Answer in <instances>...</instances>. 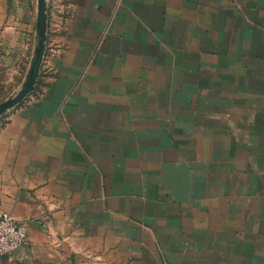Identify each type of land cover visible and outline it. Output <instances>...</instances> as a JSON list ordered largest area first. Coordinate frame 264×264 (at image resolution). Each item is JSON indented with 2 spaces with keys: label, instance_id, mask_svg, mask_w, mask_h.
I'll list each match as a JSON object with an SVG mask.
<instances>
[{
  "label": "crops",
  "instance_id": "1",
  "mask_svg": "<svg viewBox=\"0 0 264 264\" xmlns=\"http://www.w3.org/2000/svg\"><path fill=\"white\" fill-rule=\"evenodd\" d=\"M37 0H0V90ZM38 84L0 116V264H264V0H46Z\"/></svg>",
  "mask_w": 264,
  "mask_h": 264
},
{
  "label": "water",
  "instance_id": "2",
  "mask_svg": "<svg viewBox=\"0 0 264 264\" xmlns=\"http://www.w3.org/2000/svg\"><path fill=\"white\" fill-rule=\"evenodd\" d=\"M37 7L38 11L36 27L38 39L34 56L22 86L15 92L14 95L0 103V116L3 115L7 110L20 104L32 92L36 84L45 52L47 29L46 0H37Z\"/></svg>",
  "mask_w": 264,
  "mask_h": 264
},
{
  "label": "built area",
  "instance_id": "3",
  "mask_svg": "<svg viewBox=\"0 0 264 264\" xmlns=\"http://www.w3.org/2000/svg\"><path fill=\"white\" fill-rule=\"evenodd\" d=\"M28 225L0 210V255L16 251L26 240Z\"/></svg>",
  "mask_w": 264,
  "mask_h": 264
},
{
  "label": "rangeland",
  "instance_id": "4",
  "mask_svg": "<svg viewBox=\"0 0 264 264\" xmlns=\"http://www.w3.org/2000/svg\"><path fill=\"white\" fill-rule=\"evenodd\" d=\"M25 77H26V76H25ZM24 80H25V79H24ZM12 90H13V88L10 87V86H8V89H7L6 93H4V92L2 91V89L0 90V103L3 102L4 100H6L7 98H10L12 95L15 94V92L12 91Z\"/></svg>",
  "mask_w": 264,
  "mask_h": 264
},
{
  "label": "trees",
  "instance_id": "5",
  "mask_svg": "<svg viewBox=\"0 0 264 264\" xmlns=\"http://www.w3.org/2000/svg\"><path fill=\"white\" fill-rule=\"evenodd\" d=\"M37 84H38V79H37V81H36V84H35V86H36ZM35 86H34V87H35Z\"/></svg>",
  "mask_w": 264,
  "mask_h": 264
}]
</instances>
